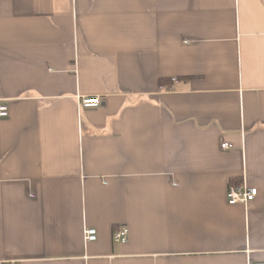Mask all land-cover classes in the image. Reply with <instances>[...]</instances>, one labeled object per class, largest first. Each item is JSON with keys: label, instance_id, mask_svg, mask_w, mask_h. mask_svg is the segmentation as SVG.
Returning a JSON list of instances; mask_svg holds the SVG:
<instances>
[{"label": "crops", "instance_id": "0c3cea01", "mask_svg": "<svg viewBox=\"0 0 264 264\" xmlns=\"http://www.w3.org/2000/svg\"><path fill=\"white\" fill-rule=\"evenodd\" d=\"M0 105V264H264V0H0Z\"/></svg>", "mask_w": 264, "mask_h": 264}, {"label": "built area", "instance_id": "2783aa9c", "mask_svg": "<svg viewBox=\"0 0 264 264\" xmlns=\"http://www.w3.org/2000/svg\"><path fill=\"white\" fill-rule=\"evenodd\" d=\"M171 82H176L175 79H172ZM100 97H91V98H80L79 99V107L84 109L96 108L101 105ZM8 116V109L4 105H0V118H5ZM221 149L229 150L231 149V145L227 143L221 144ZM227 202L229 205H244L247 206L250 202H252L256 195L257 189L247 187L244 184L241 185H229L227 191ZM128 230L126 227H120L116 231L113 232L112 240L117 244H125L127 242ZM97 235L95 229H84L83 239L85 243H91L96 241ZM13 264V263H12Z\"/></svg>", "mask_w": 264, "mask_h": 264}, {"label": "trees", "instance_id": "16d2710c", "mask_svg": "<svg viewBox=\"0 0 264 264\" xmlns=\"http://www.w3.org/2000/svg\"><path fill=\"white\" fill-rule=\"evenodd\" d=\"M169 83H170V80H167V79H162V80H160V84H161V86L162 85H169ZM232 185H238L237 183H233L232 182Z\"/></svg>", "mask_w": 264, "mask_h": 264}]
</instances>
